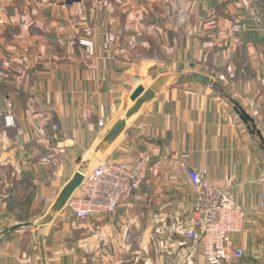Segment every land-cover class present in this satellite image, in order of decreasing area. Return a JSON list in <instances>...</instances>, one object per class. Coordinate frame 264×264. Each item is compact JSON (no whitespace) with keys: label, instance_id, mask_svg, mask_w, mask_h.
Wrapping results in <instances>:
<instances>
[{"label":"crops","instance_id":"obj_1","mask_svg":"<svg viewBox=\"0 0 264 264\" xmlns=\"http://www.w3.org/2000/svg\"><path fill=\"white\" fill-rule=\"evenodd\" d=\"M175 71L212 78L264 140V0H0V264H208L185 167L247 209L227 264H264V148L215 89L170 83L106 138L138 85ZM146 155L157 174L112 215L37 224L88 161Z\"/></svg>","mask_w":264,"mask_h":264},{"label":"built area","instance_id":"obj_2","mask_svg":"<svg viewBox=\"0 0 264 264\" xmlns=\"http://www.w3.org/2000/svg\"><path fill=\"white\" fill-rule=\"evenodd\" d=\"M77 42L86 48L89 55L93 54L94 43L91 39L80 37ZM4 124L7 127L14 124L10 111L4 115ZM98 124L104 126L103 121ZM54 129L58 130L59 127L55 125ZM56 152L62 154L64 147H58ZM147 173L157 174V167L151 164L147 155L131 161L97 159L64 207L77 221L97 215H112L120 197L140 190ZM185 173L195 189L187 237L200 243L201 253L208 264L241 260L244 250L234 243L232 236L244 231L247 209L235 203L225 189L214 185L198 171L185 167ZM57 194L53 191L54 197ZM139 197L140 194H136L135 198ZM53 201V198L45 199L47 205Z\"/></svg>","mask_w":264,"mask_h":264},{"label":"water","instance_id":"obj_3","mask_svg":"<svg viewBox=\"0 0 264 264\" xmlns=\"http://www.w3.org/2000/svg\"><path fill=\"white\" fill-rule=\"evenodd\" d=\"M182 82H197L203 85H207L215 89L221 96H223L233 107L234 111L237 113L239 118L247 124L250 133L257 137L264 148V140L261 135L260 130H258L253 122V119L244 111L242 106L230 95L228 94L218 83L212 80L209 76L199 73V72H181L175 71L170 72L165 75L158 76L151 85L144 88L142 85H138L132 92L130 99L133 104L124 113L123 118H119L109 129L106 138L117 134L125 124V121L132 117L141 107V105L152 98L156 92H158L162 87L170 83H182ZM90 166V161H88L86 167L81 170L74 172L72 177L62 186L59 190L57 196L55 197L53 203L49 207L48 211L37 221L40 228L45 227L53 217L64 208L67 199L76 190L84 178L86 169Z\"/></svg>","mask_w":264,"mask_h":264},{"label":"rangeland","instance_id":"obj_4","mask_svg":"<svg viewBox=\"0 0 264 264\" xmlns=\"http://www.w3.org/2000/svg\"><path fill=\"white\" fill-rule=\"evenodd\" d=\"M94 43V42H93ZM197 72V71H196Z\"/></svg>","mask_w":264,"mask_h":264}]
</instances>
